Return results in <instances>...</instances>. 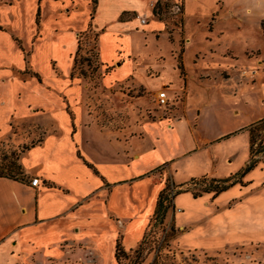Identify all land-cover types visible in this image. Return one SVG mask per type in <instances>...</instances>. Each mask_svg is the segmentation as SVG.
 Returning a JSON list of instances; mask_svg holds the SVG:
<instances>
[{
  "label": "rangeland",
  "instance_id": "374dc122",
  "mask_svg": "<svg viewBox=\"0 0 264 264\" xmlns=\"http://www.w3.org/2000/svg\"><path fill=\"white\" fill-rule=\"evenodd\" d=\"M40 1L0 0L1 28L18 40L15 43L22 46L26 60L24 71L17 70L19 64L23 66L19 48L10 35L0 33V48L5 54L0 55L1 82L12 72L9 67L8 73L3 64L9 59L16 68L14 73L20 78L34 76L36 70L30 64V54L39 34L44 47L34 48V60H37L36 67L47 77L46 41L53 35L55 43L72 42V39L66 41V33L54 30L69 20L73 11L74 26L88 13V25L78 34L80 47L73 55L69 74L73 80L80 78L88 84L84 106L100 129L114 131L120 138L128 140L138 136L133 126L144 119H166L178 112L179 117L188 120V126H182L181 141L177 145L168 139V129L156 127V131L151 132L152 137L147 131L143 132L141 140L146 145L158 137L159 149L165 157L163 162L169 164L170 174L168 164H162L151 173L153 180L162 185L181 184L201 176L225 178L243 168L249 154V141L248 131L242 128L260 113L259 104L263 98L264 0H185L181 13L178 9L169 10L174 1H166L164 5L159 3L156 8L159 13L153 14L164 26L157 31L148 30L149 24L154 22L153 15L143 13L148 0H141V12L137 11L140 15L124 13L123 19L131 20L123 24L114 21L111 13L103 12L97 21L92 20V26L96 0H87L88 4L84 0H74L70 4V0ZM177 1L180 7L183 1ZM40 4L44 23L40 9L38 15L34 14ZM105 5L109 6L106 2ZM102 7L104 11V1ZM139 17L145 18L148 24L140 23ZM56 53L61 55V65L58 69L51 63L52 70L58 76L64 75L69 69V59L61 53L59 46ZM100 61L107 65H100ZM111 61H114L112 66ZM118 61L122 63L121 67L114 70L112 76L127 78L115 84L109 93L102 77L119 65ZM133 63L144 67L142 70L134 68L132 72ZM38 74L43 82V76ZM161 87L169 95L166 106L156 103ZM173 87L179 89L173 91ZM32 90L30 102H49L45 94L38 93L40 89ZM14 91L13 106L18 115L12 121L11 134L0 140V165L14 160L25 173L22 158L27 149L23 150L22 146L39 144L44 133L52 132L54 128H50L53 122L48 110L32 107L28 115L21 102L25 98L22 88ZM18 92L21 93L18 95ZM37 93L40 96H35ZM165 119L159 123H166ZM90 134L85 130L83 136L90 140ZM102 141L99 136V148L97 142H84V148L100 149ZM36 152L25 158H35ZM32 175L33 172L28 177ZM245 180L251 181L250 184ZM242 181L244 184H234L216 199L210 194L193 198L190 192L174 196V203V198H169L163 219L149 221L140 243L137 242L141 238L145 216L140 215L139 219L129 222L126 215L121 222L115 223L108 216L102 217V213L95 221V233L89 236L95 235L97 264H115L113 246L119 231L123 246L133 247H123L126 256H120V264H264V165L258 164L242 177ZM206 184L192 183L190 189L200 191ZM175 207L181 210L177 211ZM230 207L233 208L228 209ZM82 211L78 210V221L85 222L87 215ZM118 223L129 226L124 229ZM175 223L185 227H177ZM81 234L76 235L80 238ZM78 238L77 241L82 243L87 240ZM60 263L56 261V264Z\"/></svg>",
  "mask_w": 264,
  "mask_h": 264
},
{
  "label": "crops",
  "instance_id": "0c3cea01",
  "mask_svg": "<svg viewBox=\"0 0 264 264\" xmlns=\"http://www.w3.org/2000/svg\"><path fill=\"white\" fill-rule=\"evenodd\" d=\"M72 1L74 0H70L69 4ZM84 1L88 4L87 0ZM103 1L104 11L103 7L101 8V2ZM158 1L161 5H164L166 1H174L169 10L178 9L180 13L183 10L182 4L185 2V0H181L183 3L181 2L179 7L176 4L178 3L177 0H148L147 8L143 13L153 15L154 22L149 24V31H157L164 26L163 21L156 17L159 12L156 15L153 14L154 3ZM105 2L109 6H106ZM141 5V0H96L91 26L92 20L97 21L103 12L111 13L110 15H112L114 21L123 24L131 19H122L121 16L124 13L141 12ZM39 9L42 15L41 22L44 23L43 17L45 16L42 14L41 4L40 8L39 6L36 7L34 14L38 15ZM70 10L73 11V9ZM74 13L73 11L70 21L65 20L58 30H54V32L66 33L68 36L66 41L72 39V42L65 43L62 40L55 43L52 39L53 35L46 41L44 63L49 70L47 77H44V73L36 67L37 60H34L35 53H33L36 46L38 49L44 47L40 40L41 34L38 36V42L33 44L30 64H33L32 66L36 70L35 73H40L43 76V82L40 81V77L36 76L28 78L23 76L20 78L14 73L16 68H14V63L10 59L3 63L6 64L4 67L8 70V73H10L9 67H11L12 72L7 75V81L6 79L0 81V140L12 132V121L18 115L13 106L14 100H16L14 89L19 90L20 87L24 95L22 97L28 99L26 102L25 98L21 101L28 115H30L32 107L40 106L48 110L49 117L53 122L50 128L53 126L54 129L52 132L46 131L39 144L27 149L26 155L30 153V156H33V152L36 151L37 154L32 159L25 158L26 155L22 158L26 171H24V179L0 176V264H47L46 261L49 262L48 264H56V261H60L62 264H97L99 260L97 259L98 253L95 247L97 244L94 242L95 235L92 238H89V236L95 233L93 229L96 224L95 221L99 219L97 216L102 213H104L102 217L108 216L115 223L117 221L121 222L126 215L129 217V222L139 219L140 215L145 216L141 238L137 242L140 243L154 212L158 194L164 186L160 182L156 183L151 173L162 164H168L163 162L165 157L159 149L158 137L150 140L146 145L141 140L143 132L147 131L151 136V132H155L156 127L157 129H159V126L163 130L168 129L170 130L168 139L177 145L181 141L182 126H188V120L179 117L178 112H175L174 116L170 115L166 119L162 117L158 120L144 119L140 121L138 125L133 126L138 136L129 138V141L120 138V134L114 131H102L100 125L93 119L94 116H89L84 106L85 96L89 90L88 84L80 78L73 80V77L69 74L73 63V55L78 48V34L81 29L88 25L89 21L87 13L84 19L74 26ZM65 16L69 17V14ZM41 22L40 26H42ZM33 23L37 28L34 17ZM0 33L10 35L14 43L15 40L18 42L17 39L12 38L11 32L1 28V24ZM16 45L19 48L20 61L23 63V66L18 65L19 69L17 68V70L24 71L26 60L23 48L20 44ZM58 46L61 53L69 59L67 73L60 76L53 72L51 66V63H54L59 69L61 65V55L56 53ZM2 54L5 55L0 48V55ZM112 62L114 61H111V66L113 65ZM117 63L119 65L114 66L108 74L102 77V83L109 93L115 84L127 78L124 75L112 76L114 70L121 67L122 63L119 61ZM100 65L105 66L107 64L100 61ZM132 65V72L135 69L142 70L144 67L137 63ZM31 79L34 81L32 82ZM134 81L136 80L134 79ZM176 88L179 89V87H173L172 90L175 91ZM32 89L35 91L40 89L38 93L45 94L50 104L49 102L45 104L36 101L30 102L33 97ZM20 93L18 92V95ZM38 93L35 96H40ZM167 96L169 99L168 93ZM262 97L259 104L260 113L254 116L250 123L264 118V83ZM18 98L20 97L18 96ZM70 110L72 116H70ZM163 119L167 122L159 123ZM85 130L91 132L90 140L87 136L84 138L83 133ZM99 136L103 138V141L100 142V149L88 150L84 148V142H90V144L97 142L98 147ZM93 138L95 142H93ZM259 165L264 164L259 163ZM167 171L170 174L169 164ZM32 172L34 175L28 177L29 173ZM34 176L39 178L36 186L30 184V180ZM250 182L245 180V183L250 184ZM204 194L212 195L211 193ZM217 197L211 198L216 199ZM231 208L233 207L228 209ZM83 209L85 211H82ZM78 210L87 215L85 222L84 220L83 222L78 221ZM118 224L124 229L129 226V224ZM177 227L185 226L179 224ZM81 232L82 234L78 238L76 234L80 235ZM119 234L122 238L119 231L116 234L115 241ZM77 238L82 241L86 238L87 240L82 243L78 242ZM124 248L131 249L133 247ZM114 250L115 242L113 255ZM89 252L92 255L95 254L87 256ZM72 258L74 262L71 261ZM114 262L116 264L115 257Z\"/></svg>",
  "mask_w": 264,
  "mask_h": 264
},
{
  "label": "trees",
  "instance_id": "16d2710c",
  "mask_svg": "<svg viewBox=\"0 0 264 264\" xmlns=\"http://www.w3.org/2000/svg\"><path fill=\"white\" fill-rule=\"evenodd\" d=\"M157 5H159V2H156L153 12L158 13L157 11ZM156 9V10H155ZM123 19V17L121 16ZM80 47V44L78 42V48L77 51ZM76 51V52H77ZM181 53V51H180ZM179 68H182V63L180 62ZM34 76L39 77L37 73H34ZM248 131V141H249V154L247 161L245 162L243 168L225 178H209L207 176H201L200 178H192L189 181H186L184 183L175 185L172 183L173 188H171V184H165L160 190L158 194V198L156 201V206L154 209V212L150 218L152 220H161L163 219V216L165 214L166 208L170 202L171 199L169 198H174L175 195H178L181 192H191L193 198H197L203 195V193H211V197L215 198L217 197L221 192L227 190L231 186H233L236 183H241L244 184L242 181V177L255 168L260 162L264 164V118H261L253 123H250L247 127L242 128ZM33 146V145H31ZM30 146V147H31ZM27 145H23L22 149H29ZM87 165L91 166L90 164L87 163ZM17 173V174H16ZM19 174V175H18ZM0 176L8 177V178H13V179H24V173L23 170L20 166V164L16 163L14 160L8 161L6 164H1L0 165ZM207 183L202 187L200 191H196L193 189H190V185L193 183ZM174 190V194L171 197L170 193L171 190ZM168 202V203H167ZM145 236V235H144ZM120 256H126V252L123 248V244L121 242V236H117L116 241H115V250H114V257L116 260V264H120Z\"/></svg>",
  "mask_w": 264,
  "mask_h": 264
},
{
  "label": "built area",
  "instance_id": "2783aa9c",
  "mask_svg": "<svg viewBox=\"0 0 264 264\" xmlns=\"http://www.w3.org/2000/svg\"><path fill=\"white\" fill-rule=\"evenodd\" d=\"M139 21L140 23H145L146 22V19L143 18V17H139ZM169 99H168V96H167V93L165 91L164 88H161L160 90H158L157 92V95H156V103L159 105V106H163V105H167ZM39 182V178L37 176H34L31 178L30 180V184L33 185V186H36ZM171 188H173L172 184H171ZM174 194V190L172 189L171 190V193L170 195L173 196ZM177 210H181V208H176Z\"/></svg>",
  "mask_w": 264,
  "mask_h": 264
}]
</instances>
